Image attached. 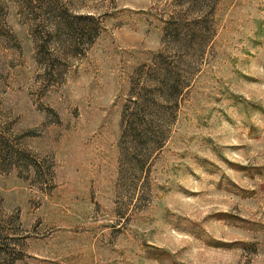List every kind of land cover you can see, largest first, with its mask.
<instances>
[{"label": "rangeland", "instance_id": "1", "mask_svg": "<svg viewBox=\"0 0 264 264\" xmlns=\"http://www.w3.org/2000/svg\"><path fill=\"white\" fill-rule=\"evenodd\" d=\"M0 264H264V0H0Z\"/></svg>", "mask_w": 264, "mask_h": 264}]
</instances>
